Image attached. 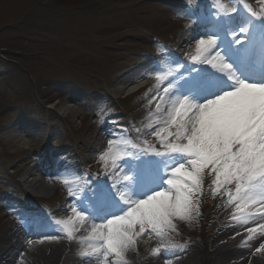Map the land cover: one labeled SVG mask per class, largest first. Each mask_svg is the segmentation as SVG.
I'll return each instance as SVG.
<instances>
[{
    "label": "rangeland",
    "instance_id": "1",
    "mask_svg": "<svg viewBox=\"0 0 264 264\" xmlns=\"http://www.w3.org/2000/svg\"><path fill=\"white\" fill-rule=\"evenodd\" d=\"M199 1L0 0V246L12 230L23 229L36 207L56 220L70 218L74 198L68 188L78 187H27L29 174L44 166L46 147L77 154V161L87 163L84 173L74 169L76 179L101 176L108 183L117 179L110 175L111 162L100 159L108 146L95 149L104 126L127 128L114 149L122 155L129 144L164 150L154 136L163 125L152 118L155 105L149 101L159 98L156 92L171 77L126 98L121 86L135 82L152 60L161 75L177 68L169 49L178 47L200 9L211 13L220 2L231 12L243 8L264 14V0H202L208 2L205 10L194 5ZM213 179L204 174L200 213L191 223H177L173 246L211 251L210 242L218 236L214 227L234 208L224 189L213 195Z\"/></svg>",
    "mask_w": 264,
    "mask_h": 264
},
{
    "label": "snow or ice",
    "instance_id": "2",
    "mask_svg": "<svg viewBox=\"0 0 264 264\" xmlns=\"http://www.w3.org/2000/svg\"><path fill=\"white\" fill-rule=\"evenodd\" d=\"M230 23L224 20L206 33L207 38H199L191 60L218 75L203 77L199 69L181 72L183 64L155 75L159 84L173 77L159 98L153 96L149 101L155 104L156 113H164L163 126L154 133L164 150L136 149L129 144L135 150L122 155L109 141L108 151L100 159L111 162L110 175L117 179L105 182L107 187L97 184L93 188L86 175L71 181L45 176L66 187L72 184L79 191L68 188V195L74 198L70 218L52 221L55 227L46 226L57 235L30 239L29 247L64 239L81 246L82 259L109 264L111 257V264H128L127 254L136 251L140 237L170 240L172 234H178L176 222L191 223L199 215L205 173L214 177V196L224 189L228 205L234 206L231 218L235 224L248 225L256 217H264V46L258 62L248 41L237 39V34L247 37L254 26L237 29L229 40L224 33L230 31ZM143 156L169 159L144 161L164 169L145 179L139 171L144 165L132 163ZM82 228L85 235L78 238ZM244 234L245 244L264 237V222L247 228ZM161 251L154 248L151 255ZM259 253H264V243L253 255Z\"/></svg>",
    "mask_w": 264,
    "mask_h": 264
},
{
    "label": "bare ground",
    "instance_id": "3",
    "mask_svg": "<svg viewBox=\"0 0 264 264\" xmlns=\"http://www.w3.org/2000/svg\"><path fill=\"white\" fill-rule=\"evenodd\" d=\"M203 25L205 23L202 24L198 21L187 29L180 39L178 48L181 50L189 45L193 35L200 31V27L202 28ZM185 71H188V69ZM165 100H167V96H165ZM151 116L160 123L163 122V112L156 113L153 109ZM96 139V146L99 149H105L106 145L99 142V138ZM157 169L160 170L159 167ZM56 172L59 173V170H56ZM55 175L59 176V174ZM44 177L45 175H41L40 170L32 171L28 178L30 180L26 182L27 187L34 191L53 189L56 184L46 181ZM145 179H148V175L145 176ZM222 216L216 233L218 236L210 242L212 247L211 251H208L210 253L205 252L202 254L200 247L173 246L172 238L174 234L167 241H160L158 238L149 240L145 235L139 238L136 251L127 254L128 264H166V262L167 264H264V253L253 255L255 249L261 243H264V237H256L253 241H249L247 244L244 243L247 239L244 234L246 229L264 222V217L258 216L248 225H239L233 222L232 215L229 217L227 211ZM28 223L29 227L26 225L23 229L12 230L3 239V244L0 246V264H95L94 258L82 259L80 257L82 249L79 244L75 242L68 243L64 239H61L59 243L52 242L43 245L33 243L29 247L28 241L30 239L34 238L35 240L40 237L54 236L57 233L51 231L50 227H46L50 225L46 220L34 219ZM76 235L78 238L83 237L85 229L82 228ZM154 248H161L163 250L162 255L152 256L151 251ZM208 254L211 257L208 256L209 258L204 261V256ZM112 260L113 258L110 257L109 264Z\"/></svg>",
    "mask_w": 264,
    "mask_h": 264
}]
</instances>
